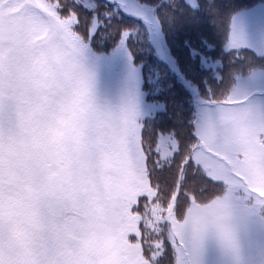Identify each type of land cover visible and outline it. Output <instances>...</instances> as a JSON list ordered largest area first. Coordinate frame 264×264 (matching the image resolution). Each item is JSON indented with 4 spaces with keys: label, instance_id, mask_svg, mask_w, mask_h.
Returning a JSON list of instances; mask_svg holds the SVG:
<instances>
[{
    "label": "snow or ice",
    "instance_id": "obj_1",
    "mask_svg": "<svg viewBox=\"0 0 264 264\" xmlns=\"http://www.w3.org/2000/svg\"><path fill=\"white\" fill-rule=\"evenodd\" d=\"M118 4L0 0V264H201L209 242L239 254L240 206L264 210V110L239 77L188 136L131 94L98 101L94 49L132 56ZM242 43L237 16L225 50Z\"/></svg>",
    "mask_w": 264,
    "mask_h": 264
},
{
    "label": "trees",
    "instance_id": "obj_2",
    "mask_svg": "<svg viewBox=\"0 0 264 264\" xmlns=\"http://www.w3.org/2000/svg\"><path fill=\"white\" fill-rule=\"evenodd\" d=\"M96 2L100 3L102 8L104 7L105 0H96ZM138 2L143 7L154 9L155 18L159 16L163 21L158 25L160 33L168 48L170 58L176 63V69L178 66L180 67L179 73H174L166 62L158 58L156 50L151 44L146 24L127 16L122 11L118 12L114 24L119 27L133 28L136 32L129 42L132 56L127 57L131 65L139 69V87L144 102L153 105L150 108L149 119L154 122L152 126L157 130L175 128L188 136L192 130L191 122L198 115L200 100L206 95L207 90L211 88L217 96H220L222 90L220 94L219 90L223 86L227 91H230L236 83V78L241 77V75L237 76V70H233L235 72L229 82V76L224 74L229 68L227 63L233 64L236 69L241 68L240 64H236L234 61L242 60L244 50L226 51V41L222 39V35L230 28V23L235 15L263 5L264 0H195V7H190L184 0H153L152 2L138 0ZM113 7L119 8L117 5H108V10ZM113 47L109 42L107 46L97 47L94 51L97 55L110 57L113 55ZM208 51L211 52L206 54ZM200 56L205 57L211 63L218 61L224 67L221 69L218 67L215 69L205 68L206 71H204L198 61ZM181 58L196 62L194 69L199 68L201 73L198 79H189V75L184 72V64H180ZM250 61L244 66L246 69L248 68L247 72L258 66ZM261 62L259 67L264 70V61ZM260 69L257 68L255 71ZM210 70L218 74L220 81L217 83L222 84L214 83ZM247 72H243L242 76ZM208 73L211 78H208ZM223 80L227 81V84ZM189 84L195 85L196 91H193ZM166 93L170 95L174 105L178 106L177 108L172 105L165 95Z\"/></svg>",
    "mask_w": 264,
    "mask_h": 264
},
{
    "label": "rangeland",
    "instance_id": "obj_3",
    "mask_svg": "<svg viewBox=\"0 0 264 264\" xmlns=\"http://www.w3.org/2000/svg\"><path fill=\"white\" fill-rule=\"evenodd\" d=\"M150 1L152 2L153 0ZM184 2L190 7H195L196 4L195 0H192L191 4H189L187 0H184ZM117 6L122 8L123 10L121 11L127 16L133 17L147 25L150 33V41L156 50L158 58L166 62L174 73H179L178 70L180 67L178 66V69H176L177 66L175 61L170 58L168 48L163 41L158 25H152V21L156 20L154 9L141 6L138 0H119ZM237 16H239L240 20L243 43L232 50H244V57L242 60L238 59L234 61L236 64L239 63L242 69H236L233 64L227 63L229 64V68L224 74L229 76L228 80L231 82V76L237 70V76L241 75L239 84L242 94L247 97L250 104L256 110L261 111L264 110V70L260 69L259 65L262 64L261 61H264V4L248 12L237 14L234 17ZM228 31L229 29L222 35V39L225 41ZM210 52L211 51H208L206 54ZM198 61L204 71H206V69H215L217 67L221 69L224 67V65L222 64L221 66L218 61H212L213 63L207 61L203 56H200ZM249 61L258 66L247 72L248 68L246 69L244 66H246ZM181 63L184 64V72L186 75H189L190 80L199 78L201 73L199 72V68L194 69L196 65L195 61L188 60L187 58L182 60L181 58L180 64ZM131 66L129 58L120 53L107 57V59L101 63H95L93 65V70L96 74L94 85L96 97L101 104L116 106L121 103L126 96L131 94L137 99L140 111L149 118L150 108H152L153 105H148L144 102L139 87V69H133ZM257 68L260 70L255 71ZM210 72L214 78V83L216 85L222 84L217 83L220 81L218 74L213 70H210ZM243 72L247 73L242 76ZM209 75L210 73H208V78H211ZM181 76H184V74H181ZM223 82L227 84V81L223 80ZM236 84L237 80L233 88ZM233 88L231 90H233ZM221 90L222 93L227 92L224 86L219 90V94ZM137 93H139V95H137ZM165 95L172 102L170 95L167 93ZM172 105L175 106V108L178 107L174 105L173 102ZM177 111L179 112V110ZM200 112L201 107L199 106L198 114ZM260 210L259 207L253 210L250 205L246 204L240 206V216L237 227L240 245L238 255H231L221 249L215 242H209L201 256V264H264V214L263 211Z\"/></svg>",
    "mask_w": 264,
    "mask_h": 264
},
{
    "label": "flooded vegetation",
    "instance_id": "obj_4",
    "mask_svg": "<svg viewBox=\"0 0 264 264\" xmlns=\"http://www.w3.org/2000/svg\"><path fill=\"white\" fill-rule=\"evenodd\" d=\"M260 211H263V213H264V210L261 209Z\"/></svg>",
    "mask_w": 264,
    "mask_h": 264
}]
</instances>
